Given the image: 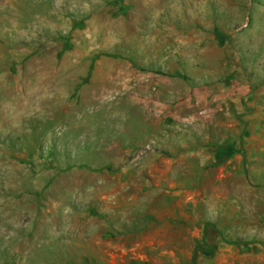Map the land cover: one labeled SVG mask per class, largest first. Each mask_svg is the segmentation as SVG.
Wrapping results in <instances>:
<instances>
[{
	"label": "rangeland",
	"instance_id": "374dc122",
	"mask_svg": "<svg viewBox=\"0 0 264 264\" xmlns=\"http://www.w3.org/2000/svg\"><path fill=\"white\" fill-rule=\"evenodd\" d=\"M0 264H264V0H0Z\"/></svg>",
	"mask_w": 264,
	"mask_h": 264
}]
</instances>
